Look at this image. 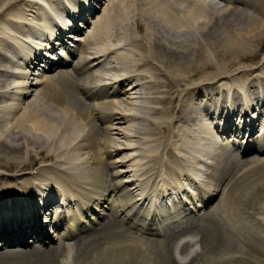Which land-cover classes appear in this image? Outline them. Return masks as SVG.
<instances>
[{
    "label": "bare ground",
    "instance_id": "1",
    "mask_svg": "<svg viewBox=\"0 0 264 264\" xmlns=\"http://www.w3.org/2000/svg\"><path fill=\"white\" fill-rule=\"evenodd\" d=\"M100 1L0 2V101L9 99L0 111L12 110L7 123L19 126L13 137L0 131V264H69L57 259L65 245L71 264H264L244 249L264 257V236L232 212L243 193L264 198V57L239 70L234 59L259 56L264 0H151L146 35L116 43L109 24L117 0H103L91 28L61 33L89 23ZM228 84L233 94L221 88ZM238 88L253 94L250 104ZM40 101L60 110L69 134L57 133V121L35 107ZM235 116L248 132L243 147L218 136L221 128L238 132ZM155 133L162 140L152 147ZM55 135L71 153L52 146ZM12 166L17 172L2 170ZM179 191L192 205L178 210L173 197L157 205ZM210 195L215 201H205Z\"/></svg>",
    "mask_w": 264,
    "mask_h": 264
},
{
    "label": "rangeland",
    "instance_id": "2",
    "mask_svg": "<svg viewBox=\"0 0 264 264\" xmlns=\"http://www.w3.org/2000/svg\"><path fill=\"white\" fill-rule=\"evenodd\" d=\"M1 1H3V0H0V2ZM211 1L214 2V4L216 6H218V5L219 6L220 5H223V6L231 5L229 2H227L225 0H211ZM179 3H181L183 5L185 4V3H182L181 1H179ZM103 6H104L103 0H101L100 3L97 4V8H95L93 10V13L94 14L95 13H101ZM155 8H157V7L153 6V3L151 2V0H117L116 4H115L114 8L111 10V14H110L111 17H110V24L109 25L111 26L112 31H113L112 32L113 35L111 37V42H114V43L123 42V41H125L126 38H130V37H133V36H143V34H145V32H146V27H147L146 25H148V23H147V21L145 19L146 18V14L148 15L149 14V10L150 9L155 10ZM199 11H200V18L205 20V21H207L209 19V14L211 13L210 8L201 9ZM92 14H88V18L87 19H88L89 23L84 24V22L80 21V23L83 26L81 27V30L77 31L78 34L80 33V31L81 32L82 31L85 32L86 28H87V25L89 26L88 28L92 27V24L90 23L91 18H92ZM233 17H235V16H233ZM137 21H140V22L142 21V23H143L142 27L139 26V29H136L135 22H137ZM82 28H83V30H82ZM148 28H150V26H148ZM262 47L263 48L260 50V52H258L259 56H255L253 54L252 55H247V53L246 54L245 53L241 54V52H239L242 55V57L240 58V54H238V57L237 56L234 57V59L235 58L238 59L237 62H240V63H237L238 69L237 68L236 69L237 70L244 69L245 66L259 64L260 63L259 62L260 58L264 57V44L262 45ZM56 49L60 50L59 48H56ZM122 51H127V50H122ZM255 72L253 71V73H255ZM229 75L230 76L233 75L232 76L233 78H237V76L241 77L243 75V72L242 71L241 72L237 71L235 74H232V72H231V73H229ZM232 77H230V79ZM0 79H1V77H0ZM225 80H226V78H225ZM195 81H193V82L190 81V82H187V83L182 85L181 88L184 89V90H183V92L180 95L181 98L184 99V96H185L184 93H185L186 89L188 88V86H191L193 83H196ZM197 82H199V81H197ZM234 86L235 85H233V84H228L227 87L223 88V86H222L221 88L225 89L226 91H228V92L233 94L234 93V91H233V87ZM221 88L219 87V89H221ZM125 94H127V93L125 92ZM32 96H33V92H32V94H29L27 97H25V99L23 100L24 101L23 104L25 102L27 103L28 101H30ZM40 100L42 101V100H44V98L40 99ZM8 101H9V99H5L4 102L0 101V104L8 103ZM41 101L38 102V103H35V107H37L39 111L43 110L42 113H44L46 115L47 119H50V116H52L53 117L52 120L53 121L54 120L57 121L56 122V123H58L57 126H59L58 129H57V133L60 134V132L62 133V131H66L65 133L69 134V130L70 129H67L65 127V125H64V122H62L60 110L57 109L56 107H52L51 108V105L49 103L46 104L44 102L42 103ZM30 106H32V104H30ZM30 106H29V108H30ZM12 113H13L12 110H7V111L6 110H2V111H0V114H4L3 116L5 118V119L1 120L0 127H2V128H0V131L3 132V133H8L9 135H11V137H13L12 136L13 133L16 134L18 132V130H19V126L17 124H14L13 126H10V124L7 123L6 119L11 118ZM14 119L15 118L12 117V119H10L11 122ZM235 121L237 122V120H235ZM25 123L28 124V121H26ZM136 124H138V120L137 119L130 120V121L128 120L125 123L121 124V128L125 127V125H128L130 127H132V126L134 127ZM5 125H9V127H5ZM6 128H7V130H6ZM148 130H150V129H148ZM127 131L130 132V130H127ZM149 135H150V133H147V132H145V134L141 133V134H139V139L138 138L137 139L144 143L147 140L148 137L150 139ZM55 136L56 137H54V136L52 137V142H51L52 146L54 145L56 147H59V150L61 152L67 154L69 149L65 145L60 144L61 142H59V138L62 137V136H59V135H55ZM239 136H240V134H239ZM175 137L177 138L178 136H175ZM151 138H152L151 139L152 141H150V145L152 147H155L157 142L159 140H162V138L156 133L153 136H151ZM18 140H21V139H18ZM10 141H13V143L16 144V139L15 138H14V140L12 139ZM118 141H122L123 142L124 138H121ZM143 143H142V145H143ZM183 143L185 145L186 141H183ZM140 147H142V146H140ZM122 152L123 151H121L119 153V155H118L119 159H121L125 155ZM12 153L14 155H16V154L19 155L20 150H16L15 152H12ZM34 157H35V159H37V157H40V155L33 156V158ZM35 159H34V162H32L33 160H31L32 163L29 164V166H27L25 168V170L29 171V170H31L32 167H34L35 165H37L39 163L38 162L39 159L38 160H35ZM184 163H186V162L183 161L182 164H184ZM13 167L14 166L5 167V169H2V168L1 169L4 170V171H8L7 169H9L10 170L9 172H17ZM229 176H230V174L227 176L225 181L227 179H228V181L233 179V178L229 179ZM238 199H240V204L238 206L234 205V208L236 210H232L233 214L238 216L239 219H244L245 220V224L249 223V227H252V228L256 229L257 230L256 232H258V235L260 234V235L264 236V198L256 199L253 195H249V196L246 195V197H245V193H243L242 195H240L238 197ZM228 214L229 213H223L225 219H229V217H230L229 215L230 214L229 215ZM241 215L243 217H240ZM249 216H253V217H249ZM232 218H234V217H232ZM244 249H246L245 251H247L249 254H254L257 257L258 262H264V257L261 256V255L256 254L257 253L256 249L252 250V248H250V247H247V248L244 247ZM60 253L61 254H60L59 258H57L59 261L62 260V262H68L69 264H71L73 262L74 255L72 253H68L66 245L60 251ZM126 264H129V263L126 262Z\"/></svg>",
    "mask_w": 264,
    "mask_h": 264
}]
</instances>
